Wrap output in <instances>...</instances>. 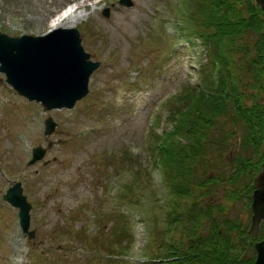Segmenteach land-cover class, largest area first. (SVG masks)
Wrapping results in <instances>:
<instances>
[{
  "label": "rangeland",
  "instance_id": "1",
  "mask_svg": "<svg viewBox=\"0 0 264 264\" xmlns=\"http://www.w3.org/2000/svg\"><path fill=\"white\" fill-rule=\"evenodd\" d=\"M129 1L126 6L119 0H0V32L8 36L44 34L71 4L61 27L76 28L90 60L100 62L89 76L88 93L70 109L43 111L0 73V264H144L159 254L154 251L163 253L162 243L180 238L176 229L165 230L171 195L161 169L152 164L151 149L156 134L170 126L161 103L201 89L207 49L172 26L183 0ZM256 39L249 33L245 42L253 48ZM47 117L55 122L49 135ZM241 133L230 123L218 131L225 144L219 154H208L203 168L196 167L194 174L208 185L195 190L202 204L224 203L229 219L249 223L243 195L224 199L229 188L242 193L243 185L228 180L235 160L250 155L240 145ZM38 146L42 158L28 164ZM135 169L139 179L133 185ZM15 182L30 204L31 237L21 232L18 209L2 198ZM127 183L129 197L140 196L138 203L120 200ZM110 242L112 249L127 242L121 257L126 262L107 257Z\"/></svg>",
  "mask_w": 264,
  "mask_h": 264
},
{
  "label": "trees",
  "instance_id": "2",
  "mask_svg": "<svg viewBox=\"0 0 264 264\" xmlns=\"http://www.w3.org/2000/svg\"><path fill=\"white\" fill-rule=\"evenodd\" d=\"M182 8L180 18L174 12L172 26L184 38L201 42L207 49V61L201 66V89L191 88L185 96L175 94L161 103L163 111L168 109L170 126L156 134L152 164L161 169L171 195L165 230L176 229L180 238L176 243H162V254L149 249L159 254L144 264H253V243L264 236V224L249 238L248 223L229 219L223 212L224 203L209 206L203 200L202 204L195 187L206 189L208 179L194 171L203 168L208 154L220 153L225 139L219 130L228 123L240 128V145L250 155L235 160L228 180L235 187L236 183L243 185L242 193L229 188L224 199L235 201L243 195L249 212L252 180L264 161V13L254 0H183ZM249 33L257 36L253 48L245 42ZM134 173L133 185L139 179L137 169ZM131 190L128 183L123 185L122 202L140 201V196L129 197ZM127 242L117 249L110 242L107 257H124Z\"/></svg>",
  "mask_w": 264,
  "mask_h": 264
},
{
  "label": "water",
  "instance_id": "3",
  "mask_svg": "<svg viewBox=\"0 0 264 264\" xmlns=\"http://www.w3.org/2000/svg\"><path fill=\"white\" fill-rule=\"evenodd\" d=\"M254 3L264 13V0H254ZM119 4L131 5L129 0H119ZM102 14L107 17L108 10H103ZM262 59L264 62V51ZM99 63L91 61L84 51L76 28H53L38 36H8L0 32V73L19 96L28 102L39 103L43 111L72 108L88 93L89 76ZM43 124L44 134H51L55 127L52 118L47 117ZM43 154L40 146L33 149L29 164L42 158ZM260 167L252 180L249 238L258 233L264 222V161ZM2 198L19 209L20 225L31 237L32 231H27L30 204L22 195L20 183L11 185ZM253 246L256 254L253 264H264V237Z\"/></svg>",
  "mask_w": 264,
  "mask_h": 264
},
{
  "label": "bare ground",
  "instance_id": "4",
  "mask_svg": "<svg viewBox=\"0 0 264 264\" xmlns=\"http://www.w3.org/2000/svg\"><path fill=\"white\" fill-rule=\"evenodd\" d=\"M66 17H67V15L64 13V15H61L60 17H58V18H54L51 22H50V24H49V27L50 28H58V27H61V26H63V21L66 19ZM22 145V148L25 150V147H24V143L23 144H21Z\"/></svg>",
  "mask_w": 264,
  "mask_h": 264
},
{
  "label": "flooded vegetation",
  "instance_id": "5",
  "mask_svg": "<svg viewBox=\"0 0 264 264\" xmlns=\"http://www.w3.org/2000/svg\"><path fill=\"white\" fill-rule=\"evenodd\" d=\"M249 205H250V203H249ZM249 211H250V209H249ZM250 213V212H249ZM249 223H248V226H249V224H250V214H249ZM264 222H261V224H260V227L262 226V224H263ZM264 237V236H263ZM263 237H261L260 239H258V240H262L263 239ZM255 242H257V241H255ZM254 242V243H255ZM176 243V242H175ZM254 243H253V245H254ZM254 247V246H253ZM175 253H176V249H175V251H174ZM175 258H176V255H175ZM254 262V261H253Z\"/></svg>",
  "mask_w": 264,
  "mask_h": 264
}]
</instances>
